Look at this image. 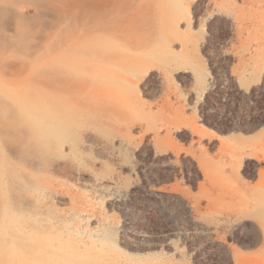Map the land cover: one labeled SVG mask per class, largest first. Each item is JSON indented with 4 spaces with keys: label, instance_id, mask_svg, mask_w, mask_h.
Returning a JSON list of instances; mask_svg holds the SVG:
<instances>
[{
    "label": "rangeland",
    "instance_id": "rangeland-1",
    "mask_svg": "<svg viewBox=\"0 0 264 264\" xmlns=\"http://www.w3.org/2000/svg\"><path fill=\"white\" fill-rule=\"evenodd\" d=\"M151 1L0 0V242L38 212L53 264H264V0Z\"/></svg>",
    "mask_w": 264,
    "mask_h": 264
},
{
    "label": "bare ground",
    "instance_id": "bare-ground-1",
    "mask_svg": "<svg viewBox=\"0 0 264 264\" xmlns=\"http://www.w3.org/2000/svg\"><path fill=\"white\" fill-rule=\"evenodd\" d=\"M87 1L88 0H83V2L86 3ZM165 9L166 7L162 0L158 2L154 0V2L151 1V4L149 3V5L146 6L145 10L148 13L153 11L155 15H160ZM149 18L148 16V19ZM130 77L137 78L139 75H131ZM99 79L100 83H108L111 80L104 72L100 75ZM127 84H129V82L125 81L124 85ZM111 99L110 97L107 98L108 101ZM42 112L44 113L41 118L34 116V120L30 122L32 130L39 135L37 146L41 148L62 146L64 137L73 131L70 126L71 124L62 119H51V116H49L46 111ZM14 172H17V170ZM1 185L3 186L4 183ZM2 198L5 200L4 194ZM2 205H4V202ZM41 220L40 214L36 212L32 219H30L32 224L29 225L25 231H22L20 237L14 239L13 243H15V246L11 244V247H9L8 241L5 238L2 239L0 242V246L2 247L0 251V264H9L10 259L12 260V262H10L11 264H53L54 259L51 256L52 253L47 243L49 236L47 232L41 228ZM63 257H65V255Z\"/></svg>",
    "mask_w": 264,
    "mask_h": 264
},
{
    "label": "trees",
    "instance_id": "trees-1",
    "mask_svg": "<svg viewBox=\"0 0 264 264\" xmlns=\"http://www.w3.org/2000/svg\"><path fill=\"white\" fill-rule=\"evenodd\" d=\"M208 96L205 98V104L207 103V101H208ZM200 116H201V118H202V122L203 123H205V124H207V121H206V119H207V115H206V113H205V109H201V112H200ZM262 124H260V125H258V127H260ZM200 180H202V175H201V173L198 171V175H197V177H196V179H195V183L194 184H192L194 187H196L197 186V182L198 181H200ZM225 247V256L223 257V259H221L220 260V263L219 264H233V259H232V254H231V251H230V249L225 245L224 246ZM195 264H198L197 263V259L195 260Z\"/></svg>",
    "mask_w": 264,
    "mask_h": 264
},
{
    "label": "crops",
    "instance_id": "crops-1",
    "mask_svg": "<svg viewBox=\"0 0 264 264\" xmlns=\"http://www.w3.org/2000/svg\"><path fill=\"white\" fill-rule=\"evenodd\" d=\"M261 186H264V184H261ZM262 200H264V194L261 198L251 199V201L248 202V205L250 207H252L253 210L256 211L260 207V205H262V204H260L262 202Z\"/></svg>",
    "mask_w": 264,
    "mask_h": 264
},
{
    "label": "water",
    "instance_id": "water-1",
    "mask_svg": "<svg viewBox=\"0 0 264 264\" xmlns=\"http://www.w3.org/2000/svg\"><path fill=\"white\" fill-rule=\"evenodd\" d=\"M206 126H208V125H206ZM208 127H209V126H208ZM210 128H212V127H210ZM214 130L220 133V131H219L218 129H214ZM243 133H244V132H243Z\"/></svg>",
    "mask_w": 264,
    "mask_h": 264
}]
</instances>
